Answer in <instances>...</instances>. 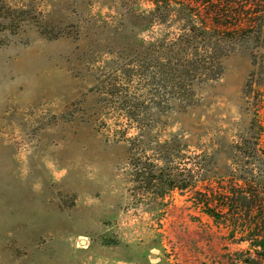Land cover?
Segmentation results:
<instances>
[{"label": "rangeland", "instance_id": "obj_1", "mask_svg": "<svg viewBox=\"0 0 264 264\" xmlns=\"http://www.w3.org/2000/svg\"><path fill=\"white\" fill-rule=\"evenodd\" d=\"M158 1L0 0V264H229L247 248L195 192L254 143L264 27L204 33Z\"/></svg>", "mask_w": 264, "mask_h": 264}, {"label": "trees", "instance_id": "obj_2", "mask_svg": "<svg viewBox=\"0 0 264 264\" xmlns=\"http://www.w3.org/2000/svg\"><path fill=\"white\" fill-rule=\"evenodd\" d=\"M156 4L160 1L155 0ZM164 5L176 0H162ZM172 1V2H171ZM176 12L187 25L220 32L260 34L264 0H178ZM159 5V4H158ZM254 143L232 156L234 166L217 183L195 192L196 204L228 231L232 242L247 243L228 257L229 264H264V117L252 121ZM198 166V173H199ZM199 181V180H198Z\"/></svg>", "mask_w": 264, "mask_h": 264}, {"label": "water", "instance_id": "obj_3", "mask_svg": "<svg viewBox=\"0 0 264 264\" xmlns=\"http://www.w3.org/2000/svg\"><path fill=\"white\" fill-rule=\"evenodd\" d=\"M82 243H84V241H81Z\"/></svg>", "mask_w": 264, "mask_h": 264}]
</instances>
